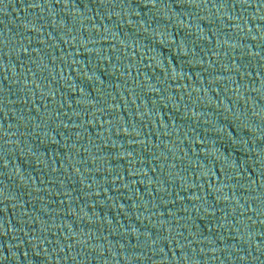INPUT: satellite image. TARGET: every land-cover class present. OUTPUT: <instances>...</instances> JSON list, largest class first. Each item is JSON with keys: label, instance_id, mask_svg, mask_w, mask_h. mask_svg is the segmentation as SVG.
Here are the masks:
<instances>
[{"label": "water", "instance_id": "95a60500", "mask_svg": "<svg viewBox=\"0 0 264 264\" xmlns=\"http://www.w3.org/2000/svg\"><path fill=\"white\" fill-rule=\"evenodd\" d=\"M0 264H264V0H0Z\"/></svg>", "mask_w": 264, "mask_h": 264}]
</instances>
